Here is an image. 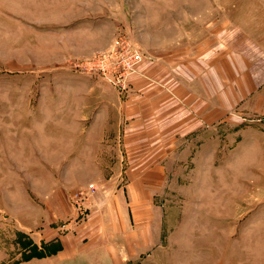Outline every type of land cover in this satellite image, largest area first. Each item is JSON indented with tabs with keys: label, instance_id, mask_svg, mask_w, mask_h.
Segmentation results:
<instances>
[{
	"label": "rangeland",
	"instance_id": "obj_1",
	"mask_svg": "<svg viewBox=\"0 0 264 264\" xmlns=\"http://www.w3.org/2000/svg\"><path fill=\"white\" fill-rule=\"evenodd\" d=\"M240 37L264 48V0H0V264H30L43 241L86 221L140 217L155 222L136 225L142 264H264L256 128L234 140L218 125L211 164L194 143L170 144L168 174L139 189V179L113 173L131 163H107L96 128V114L140 99L132 80L143 65H184ZM158 87L174 107L171 76ZM154 226L158 234L145 231Z\"/></svg>",
	"mask_w": 264,
	"mask_h": 264
},
{
	"label": "crops",
	"instance_id": "obj_2",
	"mask_svg": "<svg viewBox=\"0 0 264 264\" xmlns=\"http://www.w3.org/2000/svg\"><path fill=\"white\" fill-rule=\"evenodd\" d=\"M241 38L233 47L226 43L219 45L216 55L212 54L210 44L204 46L186 64L174 63L170 69L164 67L162 60L158 61L160 58L153 67L143 65L139 71L144 78L136 76L132 80V85L140 81V99H127L128 105L96 114L103 117L97 118L96 128L106 149L105 157L111 158L107 163H114V168L126 158L131 163L129 170L116 166L113 173H129L139 179L138 189L158 187L157 184L152 187L143 178L168 174L165 165L171 159L170 144L181 140L188 143L183 150H189L190 142L194 143V156L198 151H208L211 164L217 153V126L221 124H229L228 132L234 140L249 137V128H256L255 136L264 141V48ZM153 74L156 76L151 79ZM170 76L174 107L165 89L158 87L165 85ZM147 79H156V85ZM108 114L111 119L106 120ZM120 147L129 149L118 151ZM145 159L152 161L148 168H142ZM142 219L86 221L75 232L43 241L47 251L27 261L30 264H142L145 232L136 225L155 223ZM130 224L135 227L131 228ZM145 231L159 232L156 226Z\"/></svg>",
	"mask_w": 264,
	"mask_h": 264
},
{
	"label": "built area",
	"instance_id": "obj_3",
	"mask_svg": "<svg viewBox=\"0 0 264 264\" xmlns=\"http://www.w3.org/2000/svg\"><path fill=\"white\" fill-rule=\"evenodd\" d=\"M127 65H128V68H129V69H132V68H130V67L132 66V63H127ZM116 81H117V82L120 81L119 77H117V76H116ZM88 188L92 189V188H93V187H92V184H88V186H87L86 189H88Z\"/></svg>",
	"mask_w": 264,
	"mask_h": 264
}]
</instances>
